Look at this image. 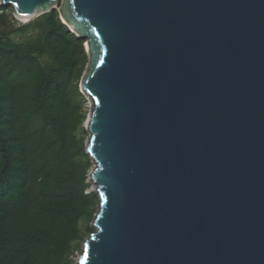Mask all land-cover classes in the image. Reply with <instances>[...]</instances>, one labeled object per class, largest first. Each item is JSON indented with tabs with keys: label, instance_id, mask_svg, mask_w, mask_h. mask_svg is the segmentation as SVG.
<instances>
[{
	"label": "water",
	"instance_id": "obj_1",
	"mask_svg": "<svg viewBox=\"0 0 264 264\" xmlns=\"http://www.w3.org/2000/svg\"><path fill=\"white\" fill-rule=\"evenodd\" d=\"M0 6L87 40L98 205L78 264H264V0Z\"/></svg>",
	"mask_w": 264,
	"mask_h": 264
},
{
	"label": "trees",
	"instance_id": "obj_2",
	"mask_svg": "<svg viewBox=\"0 0 264 264\" xmlns=\"http://www.w3.org/2000/svg\"><path fill=\"white\" fill-rule=\"evenodd\" d=\"M12 12L0 6V264H73L98 205L79 90L87 40L54 10L26 25Z\"/></svg>",
	"mask_w": 264,
	"mask_h": 264
},
{
	"label": "rangeland",
	"instance_id": "obj_3",
	"mask_svg": "<svg viewBox=\"0 0 264 264\" xmlns=\"http://www.w3.org/2000/svg\"><path fill=\"white\" fill-rule=\"evenodd\" d=\"M64 2H65V0H58V7H61ZM30 36H31L30 33H27L25 35L18 34V35L13 36V39L15 41H17V42H23V41L29 39ZM83 106H84V111L86 113V120H87V117H88V115L90 113V109H91V101H90L89 98L84 97ZM86 120H85L84 124L82 125V128L84 129V132H85V135H84V145H86L88 143V139L90 137L89 132L85 128L86 127ZM91 169H92V165H91L90 170ZM88 184H89V188H90V184L91 183H88ZM96 210H97V206H96ZM92 222H93V220H92ZM92 222L90 224L91 227H92ZM80 226L84 230L85 224L83 222H81ZM92 230L94 232V228L93 227H92ZM88 236L83 240V242L81 243V245L79 246V248L77 250H75V252L73 253V255L70 257V259L72 260V263L73 264H78L79 258L82 255L83 244L86 241V239L88 238Z\"/></svg>",
	"mask_w": 264,
	"mask_h": 264
},
{
	"label": "bare ground",
	"instance_id": "obj_4",
	"mask_svg": "<svg viewBox=\"0 0 264 264\" xmlns=\"http://www.w3.org/2000/svg\"><path fill=\"white\" fill-rule=\"evenodd\" d=\"M15 16L17 17V19L19 20V21H25L26 19H27V17H25V16H22V15H19V14H17V13H15Z\"/></svg>",
	"mask_w": 264,
	"mask_h": 264
}]
</instances>
